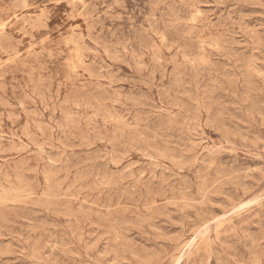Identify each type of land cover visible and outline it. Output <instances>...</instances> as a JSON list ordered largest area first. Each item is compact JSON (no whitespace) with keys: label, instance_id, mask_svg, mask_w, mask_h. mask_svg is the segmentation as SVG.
I'll return each instance as SVG.
<instances>
[{"label":"rangeland","instance_id":"obj_1","mask_svg":"<svg viewBox=\"0 0 264 264\" xmlns=\"http://www.w3.org/2000/svg\"><path fill=\"white\" fill-rule=\"evenodd\" d=\"M0 30V264H264V0H0Z\"/></svg>","mask_w":264,"mask_h":264},{"label":"bare ground","instance_id":"obj_2","mask_svg":"<svg viewBox=\"0 0 264 264\" xmlns=\"http://www.w3.org/2000/svg\"><path fill=\"white\" fill-rule=\"evenodd\" d=\"M10 1V0H9ZM14 1V0H13ZM28 1V0H27ZM44 1V0H43ZM78 1V0H77ZM193 1V0H192ZM12 2V1H11ZM18 1H16V3H17ZM63 2H64V0H63ZM66 2H68V0H66ZM20 4H22V3H20ZM27 4V3H26ZM25 4V5H26ZM151 6V5H150ZM14 7V6H13ZM93 7V6H92ZM120 7V6H119ZM155 7V6H154ZM19 8V7H18ZM43 8V7H42ZM96 9V8H95ZM121 9V8H120ZM151 9V8H150ZM89 10V9H88ZM151 10H154V9H151ZM74 11V10H73ZM87 11V10H86ZM112 11V10H111ZM98 13V12H97ZM86 15H87V13H85ZM95 14V13H94ZM203 14V13H202ZM91 16V15H90ZM98 16V15H97ZM151 16V15H150ZM97 18V17H96ZM92 19V18H91ZM203 21V20H202ZM222 22V21H221ZM41 23V22H40ZM220 23V22H219ZM209 24V23H208ZM95 25V24H94ZM215 25V24H214ZM222 25V24H221ZM6 26V25H5ZM2 30V29H1ZM0 30V31H1ZM5 31V30H4ZM226 35V34H225ZM113 37V36H112ZM32 38V37H31ZM115 38V37H114ZM224 40H225V38H224ZM112 45V44H111ZM5 47V46H4ZM190 47V46H189ZM188 47V48H189ZM14 48V47H13ZM112 48V47H111ZM194 52V51H193ZM8 54V53H7ZM176 55V54H175ZM178 55V54H177ZM174 61H176V60H174ZM24 62V61H23ZM82 65V64H81ZM85 67V66H84ZM84 67H83V69H84ZM43 68V67H42ZM44 69V68H43ZM81 69V68H80ZM74 74V73H73ZM31 75V74H30ZM78 80V79H77ZM32 83V82H31ZM33 84V83H32ZM35 85V84H34ZM34 85H32V87L34 86ZM40 87H42V86H40ZM76 89V88H75ZM2 90V89H1ZM7 90V89H6ZM34 90V89H33ZM66 90V89H65ZM73 90V89H72ZM3 91V90H2ZM59 91H60V89H59ZM37 92H39V91H37ZM40 92H41V90H40ZM72 92H74V91H72ZM59 94V93H58ZM38 95H40V94H38ZM55 95H56V93H55ZM60 95V94H59ZM77 95H78V93H77ZM35 96V95H34ZM33 96V97H34ZM43 96H45V95H43ZM72 96H73V94H72ZM79 96H80V94H79ZM28 97V96H27ZM71 97V96H70ZM86 97V96H85ZM8 98V97H7ZM26 98V97H25ZM67 98V97H66ZM65 98V99H66ZM58 99H60V97L58 98ZM74 99V98H73ZM78 99V98H77ZM87 100V99H86ZM1 101V100H0ZM70 101V100H69ZM77 101V100H76ZM83 101H84V99H83ZM62 102V101H61ZM7 103V102H6ZM35 103V102H34ZM59 103V102H58ZM75 103V102H74ZM77 103V102H76ZM85 103V102H84ZM87 103V102H86ZM70 104V103H69ZM61 105H63V104H61ZM78 105V104H77ZM64 107H65V105H64ZM66 107H67V105H66ZM65 107V108H66ZM176 121V120H175ZM34 123V122H33ZM28 125V124H27ZM75 125V124H74ZM78 125V124H77ZM38 126H40V125H38ZM125 126V125H124ZM128 126V125H127ZM201 126V125H200ZM44 127V126H43ZM28 128V127H27ZM130 128V127H129ZM8 129V128H7ZM80 129V128H79ZM79 129H78V131H79ZM122 129V128H121ZM123 129H126V128H123ZM206 129V128H205ZM49 130V129H48ZM69 130V129H68ZM130 130V129H129ZM208 130V129H207ZM206 130V131H207ZM40 132V131H39ZM62 132V131H61ZM120 132H121V130H120ZM129 132V131H128ZM135 132V131H134ZM131 133V132H130ZM136 133V132H135ZM53 134V133H52ZM132 135L131 136H133V133H131ZM137 134V133H136ZM17 135V134H16ZM28 135V134H27ZM65 135H66V132H65ZM117 135V134H116ZM121 135V134H120ZM130 135V134H129ZM129 135H128V137H129ZM201 135H203V134H201ZM42 136H44V134H42ZM115 136V135H114ZM134 136H136V135H134ZM46 137V136H45ZM102 137V136H101ZM137 137V136H136ZM32 138V137H31ZM120 138H122V137H120ZM69 139V138H68ZM83 139V138H82ZM116 139V138H115ZM146 139V138H145ZM38 140V139H37ZM66 140V139H65ZM73 140V139H72ZM84 140V139H83ZM67 141H69V140H67ZM75 141V140H74ZM120 141V140H119ZM70 142V141H69ZM68 142V143H69ZM115 142V141H114ZM118 142V141H117ZM149 143V142H148ZM44 144V143H43ZM46 145L48 144V143H45ZM52 144V143H51ZM79 144V143H78ZM88 144V143H87ZM150 144L152 145V144H154V143H151L150 142ZM50 145V144H49ZM70 145H71V143H70ZM86 145V144H85ZM117 145V144H116ZM156 145V144H155ZM51 146V145H50ZM255 146V145H254ZM46 147V146H45ZM58 147V146H57ZM81 147V146H80ZM151 147V146H150ZM257 147V146H256ZM51 148H52V146H51ZM54 148V147H53ZM43 150V149H42ZM45 150V149H44ZM43 150V151H44ZM56 150V149H55ZM40 151V150H39ZM53 152H55V151H53ZM219 152V151H218ZM46 153V152H45ZM44 153V154H45ZM215 153H216V151H215ZM31 155H33V154H31ZM217 156V155H216ZM48 157V156H47ZM44 158V157H43ZM42 158V159H43ZM36 159H38V158H36ZM40 159V158H39ZM44 160H45V158H44ZM49 160V159H48ZM216 160V159H215ZM29 161V160H28ZM42 162V161H41ZM262 162V161H261ZM46 163V162H45ZM10 164V163H9ZM50 164V163H49ZM263 165V164H262ZM51 167V166H50ZM175 167V166H174ZM43 168V167H42ZM182 169V168H181ZM39 171V170H38ZM46 171V170H45ZM51 172V171H50ZM62 172V171H61ZM7 173V172H6ZM65 173V172H64ZM35 174H36V172H35ZM62 174V173H61ZM59 175V174H58ZM71 175V174H70ZM15 176V175H14ZM53 176H54V174H53ZM43 177V176H42ZM59 178V177H58ZM50 179V178H49ZM115 179V178H114ZM120 179V178H119ZM51 180V179H50ZM58 180V179H57ZM111 180V179H110ZM37 181V180H36ZM49 181V180H48ZM59 181V180H58ZM118 181V180H117ZM207 181V180H206ZM221 181V180H220ZM15 182V181H14ZM20 182V181H19ZM18 182V183H19ZM31 182V181H30ZM51 182V181H50ZM63 182V181H62ZM52 183H54V182H52ZM58 183V182H57ZM60 183V182H59ZM215 183H216V181H215ZM260 183V182H259ZM49 184V183H48ZM47 184V185H48ZM63 184V183H62ZM214 184V183H213ZM220 184H222V182L220 183ZM9 185V184H8ZM19 185V184H18ZM32 185V184H31ZM46 185V184H45ZM50 185H52V184H50ZM55 185V184H54ZM58 185V184H57ZM74 185V184H73ZM72 184H71V186H73ZM75 185H76V183H75ZM107 185H109V184H107ZM120 185V184H119ZM206 185V184H205ZM212 185V184H211ZM21 186V185H20ZM96 186V185H95ZM215 185H213L212 187H211V189L214 187ZM218 186V185H217ZM37 187V186H36ZM47 187V186H46ZM50 187V186H49ZM90 187V186H89ZM88 187V188H89ZM143 187V186H142ZM207 186H205V188H206ZM220 187V186H219ZM222 187V186H221ZM40 188V187H39ZM63 188V187H62ZM70 188V187H69ZM69 188H68V192H69ZM91 188H93V186H91ZM97 188H100V186L98 185V187ZM115 188V187H114ZM152 188V187H151ZM150 188V189H151ZM155 188V187H154ZM18 189V188H17ZM49 189V188H48ZM56 190H57V187L55 188ZM81 189V188H80ZM87 189V187L85 188V190ZM111 188H109V190H110ZM217 189V188H216ZM20 190V189H19ZM30 190V189H29ZM91 190V189H90ZM96 190V189H95ZM214 190V189H213ZM74 191V190H73ZM105 191V190H104ZM103 191V192H104ZM217 191V190H216ZM36 192V191H35ZM75 192V191H74ZM84 192V191H83ZM92 192V191H91ZM121 192V191H120ZM122 192H123V190H122ZM163 192V191H162ZM161 192V193H162ZM11 193V192H10ZM17 193V192H16ZM30 193V192H29ZM48 193V192H47ZM57 193V192H56ZM55 193V194H56ZM77 194H78V192H76ZM116 193V192H115ZM158 193V192H157ZM4 194H5V192H4ZM4 194H3V196H4ZM42 194H44L43 192H42ZM60 194V193H59ZM66 194H67V192H66ZM77 194H74V195H77ZM129 194V193H128ZM141 194V193H140ZM149 194H150V192H149ZM9 195V194H8ZM29 195H31V194H29ZM54 195V194H53ZM58 195V194H57ZM65 195V194H64ZM70 195V194H69ZM133 195V194H132ZM42 196V195H41ZM71 196V195H70ZM86 196V195H85ZM122 196H123V194H122ZM125 196V195H124ZM205 196V195H204ZM7 197H9V196H7ZM12 197H13V195H12ZM45 197V196H44ZM134 197V196H133ZM163 197V196H162ZM206 197H208L207 195H206ZM2 198V197H1ZM0 198V199H1ZM9 198H11V195H10V197ZM16 198H17V196H16ZM15 198V199H16ZM20 198V197H19ZM21 198H23V197H21ZM31 198V197H30ZM29 198V199H30ZM43 197H41V199H42ZM78 198V197H77ZM113 198V197H112ZM132 198V197H131ZM28 199V200H29ZM38 199V198H37ZM60 199H63V198H60ZM65 199H66V197H65ZM74 199V198H73ZM76 199V198H75ZM97 199V198H96ZM111 199V198H110ZM159 199V198H158ZM18 200V199H17ZM20 200V199H19ZM35 200V199H34ZM40 200V199H39ZM56 200H58V199H56ZM88 200V199H87ZM113 200V199H112ZM148 200V199H147ZM146 200V201H147ZM22 201V200H21ZM24 201V200H23ZM26 201V200H25ZM66 201V200H65ZM95 201V200H94ZM62 202V201H61ZM96 202V201H95ZM130 202V201H129ZM138 202V201H137ZM6 203H8V202H6ZM15 203H16V200H15ZM19 203V202H18ZM24 203V202H23ZM240 203V202H239ZM12 204V203H11ZM13 204H14V202H13ZM22 204V203H21ZM105 204V203H104ZM131 204V203H130ZM256 204V203H255ZM91 205V204H90ZM96 205H97V203H96ZM149 205V204H148ZM92 206V205H91ZM109 206H111V205H109ZM93 207V206H92ZM112 207V206H111ZM150 207V206H149ZM245 207H248V204H247V206L245 205ZM244 207V208H245ZM98 208V207H97ZM105 208H106V206H105ZM105 208H104V210H105ZM241 208H243V206L241 207ZM79 210H82L81 208L79 209ZM84 210V209H83ZM144 211V210H143ZM4 212V211H3ZM241 212V211H240ZM239 212V213H240ZM1 214H2V212H0ZM101 213V212H100ZM107 213V212H106ZM152 213H154V212H152ZM234 213V212H233ZM242 213V212H241ZM240 213V214H241ZM91 214V213H90ZM93 214V213H92ZM108 214H109V212H108ZM142 215V214H141ZM151 215V214H150ZM153 215V214H152ZM95 216V215H94ZM96 217V216H95ZM108 217V216H107ZM106 217V218H107ZM103 218H105V217H103ZM115 218V217H114ZM150 218V217H149ZM108 219V218H107ZM112 219V218H111ZM215 220V219H214ZM106 221V220H105ZM108 223V222H107ZM110 224V223H109ZM108 224V225H109ZM209 225V224H208ZM219 228H220V226H218ZM206 229V228H205ZM116 235V234H115ZM117 236V235H116ZM182 237V236H181ZM117 238H118V236H117ZM203 239V238H202ZM175 240V239H174ZM120 243V242H119ZM121 245V244H120ZM191 245V244H190ZM189 245V246H190ZM193 245H194V243H193ZM193 245L191 246V247H193ZM197 246V245H196ZM190 247V248H191ZM136 249V248H135ZM188 249V248H187ZM196 249V248H195ZM144 250V249H143ZM189 250V249H188ZM134 252V251H133ZM143 252V251H142ZM147 252V251H146ZM95 253V252H94ZM136 253V252H135ZM138 253V252H137ZM144 253V252H143ZM148 253H149V251H148ZM156 253H158L157 251H156ZM184 253H185V251H184ZM89 254V253H88ZM92 254V253H91ZM139 255V254H138ZM145 255V254H144ZM143 255V256H144ZM153 255V254H152ZM182 255H184L183 253H182ZM140 256H141V254H140ZM139 256V257H140ZM187 256V255H186ZM153 257V256H152ZM88 258V257H87ZM182 258V257H181ZM180 258V259H181ZM261 258V257H260ZM99 260H101V259H99ZM103 260V259H102ZM143 260V259H142ZM149 260H151V259H149ZM184 261V260H183ZM149 262V261H148ZM150 263V262H149ZM179 263V262H178ZM177 263V264H178ZM109 264V263H108Z\"/></svg>","mask_w":264,"mask_h":264}]
</instances>
